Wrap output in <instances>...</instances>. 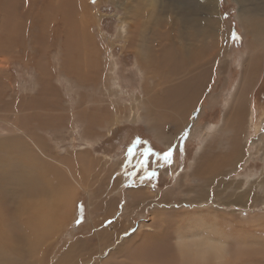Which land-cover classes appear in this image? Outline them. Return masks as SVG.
<instances>
[{"label":"bare ground","instance_id":"1","mask_svg":"<svg viewBox=\"0 0 264 264\" xmlns=\"http://www.w3.org/2000/svg\"><path fill=\"white\" fill-rule=\"evenodd\" d=\"M19 1L0 0V54L15 56L18 53L21 54L23 42L26 40L25 31L30 27L37 28L40 34L33 38V48L40 52V56H35L33 68L37 74V80L47 86L52 76L58 75L59 70L56 68L50 75V70L41 64L42 57L46 56L45 52L50 49L47 46L48 42L55 38V32L61 27L64 34V44L62 43L64 50L60 54L61 67L65 72L67 90L70 89L69 85L74 80L77 84L79 81L86 82L84 84L87 87L94 85L100 79V72L106 65L103 50L98 46L99 43L97 44L92 30L97 23L95 16L88 14L87 0H49L43 8L41 7L46 0H21L25 7L21 6ZM34 1L39 3L40 7L35 5ZM109 1L116 9L124 8L122 11L125 17L119 18L117 37L122 38V53L132 54L135 57L144 94L140 91L139 94L143 96L133 95L129 106L121 104L119 102L121 100L117 99L121 93V88L116 83L119 79L116 80L113 77V81L118 86V88H112L114 101L117 107H121L116 109L114 116L107 120L97 112V109L107 112L105 109L108 104L103 105V102L96 105L98 108L84 106L83 108L87 109H80L78 116L87 117L91 126L98 128L134 121L140 124L144 122L145 127L156 132L162 131L166 122L182 129L188 124L193 125L198 122L202 108L199 110L196 107L211 80L215 61L219 60L224 68L227 66L229 74V66L233 59L229 44L224 52L221 50V43L225 38L223 34L225 21L220 14L219 0L194 1L193 4L203 10V18L194 23L195 25H190L192 16L187 14L189 11L193 15L191 5L182 3L181 0H140L125 7L121 5H125L126 0ZM234 2L238 5L237 18L244 29V49L241 51V61L238 64L239 79L228 89L229 76L225 77L226 88L221 92V98L224 97V100L221 104L223 114L220 124H207L206 128L198 132L202 133L198 139L199 145L194 157L188 162V171L183 175L184 180L188 176L202 181L200 184L202 187L220 178L217 188L223 187V192L229 197L242 196L246 193L244 192L246 184L242 186L241 181L234 179L227 182L225 178L237 171L238 164L245 156L243 143L247 141L249 128L254 123L251 112L252 97L256 87L254 83H258L261 77V72L256 71L260 62L264 64V0H234ZM141 4L143 7H140ZM51 11H53L52 17ZM97 33L100 32L97 31ZM25 56L28 57L27 60ZM20 61L32 63L30 56L25 53L21 55ZM4 67L0 66V80L10 76L8 71L10 69ZM107 84L110 87L114 86L110 80ZM251 85L253 91L250 95ZM7 86L0 87L1 97L6 93ZM127 96L130 95L127 93ZM219 98L216 95L215 99H212L213 109L221 100ZM13 102L14 99L12 101L8 99L6 106L9 107ZM25 104L21 99L19 105L15 107V117H18L16 119L21 118V121H26L28 119L26 116H30L27 111L31 107L29 105V110L24 109ZM142 106L144 114L139 113ZM89 109L94 110L91 112ZM109 113L112 114V112ZM44 114L47 113L44 112ZM2 115L0 114L1 117ZM18 120L16 124L9 125L15 129V132L8 128L10 133L3 143L8 140L7 143H12L14 146L13 140L28 139L37 152L41 153L42 158L36 161L25 160V154L20 151L18 159L13 158L9 162L0 160V264H231L241 259L236 254L238 244L233 242V237L224 232L223 227L221 228L219 218L214 220V213L213 217L209 216L212 211L189 212L188 214L191 215L183 213L180 215L176 211L171 213L175 216H168L167 213H162L163 209L159 211L161 208L159 206L169 203L168 200L162 199L166 197H162L159 201L149 197L146 202L147 199L142 198L144 187H134L133 184L128 186L125 194L129 196V200L121 204L118 209L123 213V217L120 218L117 213V216L113 218L117 199L122 196L119 191L127 185V179L125 175H121L116 179L114 188L108 193L97 195L93 192V186L98 179L92 176L90 170H94L95 167L90 166V159L84 158L86 152L93 147L95 136L88 135L92 130L88 131L87 125L84 126L85 134L84 136L81 134L84 146L79 147V151L75 152L77 155L75 159L72 156H69V159L67 156V159L57 160L49 156L42 142V133L46 130V124H43L44 128L36 126L39 129H29L28 123L20 124ZM44 122L46 123L45 120ZM216 134L217 136L225 135V153L221 151L218 153L213 147L210 148V145H213L211 142L215 143ZM0 139L3 140V136H0ZM256 142L264 155V135L262 134ZM120 163L117 162L118 165ZM128 164H134V155L130 156ZM170 167L163 171L167 176L174 170ZM179 178L182 179V175ZM243 180L248 182L249 179ZM84 181H88V186H82ZM180 181L178 186L181 184ZM145 187L148 190L151 188L149 184ZM84 188L88 189L89 202L91 197L99 196L93 204L101 205L105 212L104 220L113 219L105 228L102 227V223L93 226L98 240L96 245H86L80 240L73 242L74 244L64 250L67 240L63 239V236L66 228L71 224L75 198L78 191ZM184 188L186 190V187ZM196 189L199 191V186H195L194 190ZM115 190L118 192L116 196L108 197V194ZM199 196L200 199L196 202H206L209 199L203 193ZM234 200L235 202L226 203L224 202L226 197L215 199L217 204L238 205L241 203L239 199ZM132 207L142 209V213L147 209L152 210L150 212L153 217L150 216L151 218L145 223L137 224L136 230L131 235H127L128 230L123 229L130 225V221L125 217L141 214L134 213ZM129 227H132V224ZM121 236L123 239H119ZM118 241L120 243L114 249L112 248L113 251L108 256H104V249L109 244L115 245Z\"/></svg>","mask_w":264,"mask_h":264},{"label":"rangeland","instance_id":"2","mask_svg":"<svg viewBox=\"0 0 264 264\" xmlns=\"http://www.w3.org/2000/svg\"><path fill=\"white\" fill-rule=\"evenodd\" d=\"M20 1L19 4L25 7V5ZM136 1L140 0H126V4L121 5V7L128 6L130 3L133 4ZM181 1L182 3H189L191 5L190 8L192 11H194L192 12L193 15L187 11V14L192 16L190 25H195L194 23H197L203 18V10L193 4L194 1L199 0ZM48 2L49 0H46L41 8H43V6ZM35 5L40 7L39 3L35 2ZM140 7H143V4H141ZM122 9H116L114 4L109 0H87L88 14H92L93 17L95 16L94 19L97 23L95 27H92V30L94 32L95 39L97 40V44L99 43L98 46L103 50V58L106 65V67L102 68L101 70L103 73L100 72V81L97 80L95 82L96 86L94 84L87 87V85L84 84L86 82L82 81H79L78 85L74 80L71 81V84L69 85L70 89L67 90L65 72L61 67L62 62L60 54L63 53L62 50H64V46L62 45V43L64 44V34L62 33L63 30L61 27H59L55 32V38L53 37L54 39H52L51 42H48L47 46L50 47V49L45 52L46 56L42 57L43 61L41 64L50 70V75L54 73L56 68L59 70L58 75L55 77L52 76L51 82H49L47 86L41 84L37 80V74L33 68L35 56H40V52L33 48V38L35 35L37 36L40 34L37 28L35 29L30 27L27 31H25L26 40L23 42L24 44L23 48L21 49V54L18 53L16 56L0 54V66H5L4 68L10 69L8 70L10 71V76L4 80H0L1 88L8 85L6 90L7 94L5 93L6 95L3 94L1 97L2 93H0V114L2 115L4 113L2 117L0 116V120L2 121H0V136H3L4 138L3 140L0 139V160L3 159V162H9L12 161L13 158L18 159L20 158V154L18 153L20 151L25 154V160L36 161V159L42 158L41 153L37 152L34 145L31 144L28 139L23 138V140L20 138L18 140H13L15 141L14 146L12 143H7L8 140L3 143L4 140L8 138L10 133L8 128H11L13 132H15V129L9 125L17 123L18 119L16 118L18 117H15V107H17L21 99H23V101L26 103V107L24 106V109L27 108L29 110V105L31 107L29 110L30 112L27 111L30 113V116H26L28 118L26 121H21V118L18 121L20 124L24 122L28 123L29 126L27 128L29 129H39L37 128L38 126L40 128H44L43 124H46V130L42 133V142L45 144L44 148L46 149V152L49 153V156H52L53 159H67V156L69 159L71 156L73 159H75L77 156L75 152H78L79 149L84 146V143L81 141L82 135L84 136L85 134L83 129H86L85 127L87 125V130H92L88 133V135L95 136V138H93V147L91 150L88 149L89 151L86 152L84 155L86 157L84 158L90 159L91 163L93 164L92 166L90 163V166L95 167L94 170H90L92 176L95 177L96 180L98 179L93 186V192L97 195L101 193H108L114 188L113 185L116 179L121 177V175H125L124 177L127 179V185H125L120 189L121 191H119L121 193L120 196H122L118 197L117 199V206L114 212L115 215L113 214V218L117 216V213L120 218L123 217V213L118 209L121 204H124L129 200V196L125 194L127 187L131 184H133L134 187H144L142 190V198L145 200L147 199L146 202L148 201L149 197L156 198L158 201L162 197H166L162 199L168 200L169 203L159 206V208L161 207L159 211L161 212L164 210L162 213L165 212L168 216H175V214L171 213H175L176 211L180 213V215H182L181 213L188 214L189 212L193 211H212L210 212L209 216L213 217L215 214L216 218L214 217V220H218L219 218L218 222L220 221L219 224L221 225V228L223 227L222 229H224V232L231 238L233 237V242L238 244L237 247L239 248L236 250V254L239 255L241 259L234 261L231 264H264V178H262L264 177V155L262 154V151H260V146H257L256 142L260 136H262V134L264 135V64L262 62H260V65L256 71L257 73L261 72V77H259L258 80L260 81L258 83H254L256 87L252 97L251 109L254 123L249 128L247 141L245 140V143H243L245 156L238 164L237 171L225 178L227 182L234 179L241 181L242 186L243 184H246L244 187V192L246 193L242 196H226V194L223 192V187L217 188L220 178L210 181L206 187H202L200 185L202 183L200 180L191 179L188 176L185 180L183 178V175L188 171V162L194 157L195 150L199 145L198 139L201 137L202 133L200 134L198 132H200L203 128H206L207 124H220L223 114L221 104L224 100V97L221 98V92L225 91L226 88L225 77L229 76V82L227 84L228 89H230L239 79L240 71L238 70V64L241 61V51L244 49V29L237 18L238 5L234 2V0H219L220 14L222 20L225 21L223 28V34L225 38L221 43V50L224 52L227 48V45L229 44L230 51L233 52V59L229 66L230 73L228 74L227 66L225 68L222 67L219 60H216L212 70L211 80L207 85V88L203 91V97L200 98L198 106L196 107V109L199 108V110L202 108L198 122L194 123L193 125L188 124V126L183 129L180 127L177 128V126L170 122H166L163 126L164 129L162 128V131L160 130L159 132L145 127L146 124L144 122L140 124L134 121L118 123L117 125L113 124L111 127L107 126L105 128H98L91 126V122H89L87 117L78 116V111L80 109H87L83 108L84 106H89V108H98L96 105H99L100 102H103V105L108 104L107 109H105L107 112L104 113V110L101 111L99 109H97V112L103 115V117L107 120L114 116L116 109L118 110L121 107H117L116 101H114L112 88H118V86L113 81V77L116 80L119 79L116 81V83L121 88V93L119 91L120 94L117 96V99L118 101L121 100L119 101L121 104L129 106L131 105L130 99L133 95L143 96L144 94V91H142V81L135 64V57L132 54L122 53V38L117 37V32L119 31V18L125 17L123 14L124 11H122ZM50 16H53V11L50 12ZM97 31L100 33H97ZM233 34L237 35L239 39H234ZM56 37L58 38L56 39ZM23 53L30 56L32 63L25 62V64L24 62L20 61L21 55ZM24 58L27 60L28 57L25 56ZM107 68L110 69L109 72ZM111 70H113L111 73L115 71L113 75L110 73ZM108 80H110L111 84L112 82L114 83L113 87H110L109 84H107ZM103 84L106 85L104 86ZM158 90L160 91V89ZM140 91L143 92V94H139ZM252 91L253 86L251 85L250 95L252 94ZM130 92L132 94H130ZM127 93L130 96H127ZM214 95L220 97L221 100H219V103L213 109V107H211V101L212 99H215ZM8 99H11V101L14 99V102L11 103L13 106L11 104L9 107L6 106L8 104ZM108 99L110 101H108ZM51 104L54 105L52 106ZM89 110L93 112L94 109ZM43 111L47 114H44ZM41 112L42 114H40ZM109 112H112V114ZM139 113L144 114L143 106L140 108ZM105 114H107V116ZM39 116H42L43 118L41 119ZM44 120L46 123H43ZM260 120H262V122ZM215 137H217L215 139V143L211 142L213 145H210V148L213 147L218 153H220V151L225 153V135L218 134L217 136L216 134ZM137 141H139V143H137ZM163 143L164 145H162ZM252 143L255 145L252 146ZM23 144H25V146H23ZM169 148L172 150V157L169 162H166L161 157L164 152L169 150ZM129 149L133 150L131 154L134 155L133 165L128 164V159L131 156L129 154ZM148 149L152 150V154L147 155L145 162V153ZM28 151L29 153H27ZM70 152L71 154L69 155ZM117 162H121L122 164L120 163V165H118ZM169 165H172L171 167L174 170H172L171 173L168 171L170 175L167 176L163 173V171L165 172V170L169 169ZM153 173H155V175H153ZM181 175L182 179L179 178ZM243 179L249 180L247 182ZM255 179L257 181H255ZM179 181L181 184L178 186ZM88 184V181H84L82 186L86 187ZM148 184L151 187L149 190L145 187ZM194 185L199 186V191L198 189L194 190ZM184 187H186V190ZM79 191L73 205L71 224L66 228L65 235L63 236V239L67 240L66 245L63 247L64 250L67 249L68 246L80 240L86 245H96L98 240L93 226L97 223H102V227L105 228L107 225L111 224V219H113L109 218L108 220H104L105 212L102 210L101 205L99 203L98 205L97 203L93 204L95 201H97L99 196H93L94 198L91 197L89 202L87 195L88 189L84 188V190L80 189ZM117 193L118 192L116 190L112 191L110 194H108V197L112 198L116 196ZM201 193L205 194V196L209 198L206 202H196L200 199L199 195ZM224 197H226V201H224L226 203L235 202L234 199H239L241 203L238 205H234L232 203L227 205L216 203L215 199H223ZM169 198L172 199V202ZM200 207L202 208V211ZM133 210L134 213L138 212L141 214L136 216L132 214L128 217H125L130 221L129 224H132V227H129L130 225H128L129 228L127 227L123 229L124 231L126 229L128 230L127 235H131L134 230H136L135 228H137V224L141 222L145 223L151 217H153L151 214L152 212H150L152 210L147 209V211L144 213H142L143 210L140 208H133ZM125 223L128 224L127 222ZM119 239H123V237L121 236ZM119 243L120 241L116 242L115 245L109 244L107 248L104 249L103 255L108 256L113 251L112 248L114 249Z\"/></svg>","mask_w":264,"mask_h":264},{"label":"snow or ice","instance_id":"3","mask_svg":"<svg viewBox=\"0 0 264 264\" xmlns=\"http://www.w3.org/2000/svg\"><path fill=\"white\" fill-rule=\"evenodd\" d=\"M233 38L234 39H239V37L237 36V35H235V34H233ZM137 143H139V141H137ZM132 149H129V154L131 155L132 154ZM149 154H152V150L151 149H148L147 150V152L145 153V162H146V157H147V155H149ZM171 157H172V150H171V148H169V150L168 151H166V152H164L163 153V155H162V159L164 160V161H166V162H169L170 160H171ZM153 175H155V173H153ZM79 222V221H78Z\"/></svg>","mask_w":264,"mask_h":264}]
</instances>
